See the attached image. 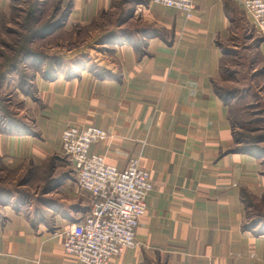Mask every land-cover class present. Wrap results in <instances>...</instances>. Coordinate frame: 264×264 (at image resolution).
<instances>
[{
    "label": "crops",
    "instance_id": "0c3cea01",
    "mask_svg": "<svg viewBox=\"0 0 264 264\" xmlns=\"http://www.w3.org/2000/svg\"><path fill=\"white\" fill-rule=\"evenodd\" d=\"M73 1L68 21L78 17L79 0ZM245 1L194 0L190 18L152 0L122 1L134 15L108 30L120 31L112 42L119 45V64L102 61L72 80L45 84L58 88L41 111L46 118L53 113L55 133L69 125L101 127L108 137L91 152L119 169L137 159L150 172L153 190L137 246L108 264H264V217L251 219L258 215H248L242 193L245 186L264 195V177L255 175L254 156L227 152L233 129L221 93L248 71L262 72L264 81V35ZM118 2L87 6L111 9ZM12 8L13 0H0V16ZM48 137L0 135V157L11 168L21 166L61 144ZM62 180L50 190L55 195L46 191L23 204L12 195L15 205L0 199V264H83L64 251L63 237L83 222L92 197L74 179Z\"/></svg>",
    "mask_w": 264,
    "mask_h": 264
},
{
    "label": "rangeland",
    "instance_id": "374dc122",
    "mask_svg": "<svg viewBox=\"0 0 264 264\" xmlns=\"http://www.w3.org/2000/svg\"><path fill=\"white\" fill-rule=\"evenodd\" d=\"M72 1L13 0L10 16H0V135L45 133L50 135L49 143L61 138V132L55 133L58 125L53 113L46 118L41 112L48 111V104L53 103L50 98L58 90L45 84L72 80L75 73H85L102 61L119 64L114 53L119 45L112 42L120 31L108 30L119 28L125 18L134 15L133 9L122 8V1L131 0L94 10L87 6L93 0H79L78 17L68 21ZM254 63L251 56V68ZM260 75V71H248L244 81L228 83L221 91L233 125V149L227 152L254 156L257 178L264 177V81ZM67 159L61 144L54 149L48 146L46 153L34 154L14 168L0 157V199H10L15 205L46 191L48 196L55 195L50 191L55 181L60 184L65 176L75 181ZM242 193L248 215H258L251 218L258 222L264 217V195L257 197L245 186ZM12 195H18L13 203Z\"/></svg>",
    "mask_w": 264,
    "mask_h": 264
},
{
    "label": "built area",
    "instance_id": "2783aa9c",
    "mask_svg": "<svg viewBox=\"0 0 264 264\" xmlns=\"http://www.w3.org/2000/svg\"><path fill=\"white\" fill-rule=\"evenodd\" d=\"M163 7L193 15L194 0H152ZM244 9L264 35V0H246ZM108 137L97 126L69 125L61 133V150L72 163L79 188L90 193L92 206L83 222L64 232L63 249L83 264H108L116 255L137 246V229L153 190L150 172L137 159L122 169L108 163L91 146Z\"/></svg>",
    "mask_w": 264,
    "mask_h": 264
},
{
    "label": "trees",
    "instance_id": "16d2710c",
    "mask_svg": "<svg viewBox=\"0 0 264 264\" xmlns=\"http://www.w3.org/2000/svg\"><path fill=\"white\" fill-rule=\"evenodd\" d=\"M233 126V125H232Z\"/></svg>",
    "mask_w": 264,
    "mask_h": 264
}]
</instances>
